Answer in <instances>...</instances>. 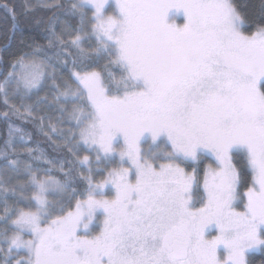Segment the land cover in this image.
<instances>
[{
	"label": "snow or ice",
	"instance_id": "obj_1",
	"mask_svg": "<svg viewBox=\"0 0 264 264\" xmlns=\"http://www.w3.org/2000/svg\"><path fill=\"white\" fill-rule=\"evenodd\" d=\"M0 6L63 11L0 93L68 154L9 124L0 264H264V0Z\"/></svg>",
	"mask_w": 264,
	"mask_h": 264
},
{
	"label": "trees",
	"instance_id": "obj_2",
	"mask_svg": "<svg viewBox=\"0 0 264 264\" xmlns=\"http://www.w3.org/2000/svg\"><path fill=\"white\" fill-rule=\"evenodd\" d=\"M25 0H0V5L8 4L10 7H14L15 11L20 14L24 12L23 4ZM43 2L49 3H61L63 0H28V3L31 5H38ZM250 6L258 5L259 0H243ZM62 16L63 11L60 9H48L35 7L33 10H30L26 13V15H19V24L15 29L12 28V20L11 15L8 11L5 10L2 6H0V80H2L3 75L6 74L9 62L13 58L15 54H17L24 45L21 44V40L30 41L32 39H40L41 42L44 36V31L42 27H37L34 25V21L36 19H47L49 17ZM11 35V40H6L5 35ZM40 96H48L49 102L51 103V95L48 90L40 92ZM32 101H28L31 103ZM9 103L15 104L16 107H20V101L15 97H9ZM6 106L3 104V94L0 93V150L4 148L5 141L8 139L9 132V124L12 127H20L27 132L32 134V141L30 142L33 147H36L39 144V147L43 149L46 154L50 158L54 159H62L64 156L68 154L66 152H54L49 146L46 139L38 133L35 127L31 123H26L25 121L18 119L16 116L10 114L9 118H5L2 113L6 111ZM41 115H50L51 109L43 108L40 109ZM67 128V125H64ZM15 143H19V141H14ZM97 162L94 159L93 155V164L95 165ZM0 164H3V158L0 157ZM99 167L103 168L104 164L102 162L99 163ZM99 178V177H97ZM86 185L80 184L78 185V190H82ZM25 238H28L27 236ZM3 245H0L2 247Z\"/></svg>",
	"mask_w": 264,
	"mask_h": 264
}]
</instances>
